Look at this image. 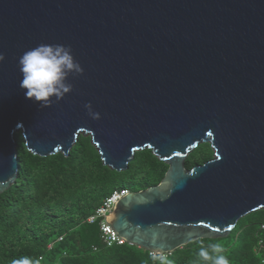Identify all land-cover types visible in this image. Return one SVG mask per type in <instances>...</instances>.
Segmentation results:
<instances>
[{
  "label": "water",
  "instance_id": "obj_1",
  "mask_svg": "<svg viewBox=\"0 0 264 264\" xmlns=\"http://www.w3.org/2000/svg\"><path fill=\"white\" fill-rule=\"evenodd\" d=\"M40 44L84 68L44 108L20 88L19 58ZM0 54V193L16 134L40 156H68L82 134L117 171L147 148L169 165L107 217L130 244L171 253L264 208V0H0ZM202 142L212 158L187 168Z\"/></svg>",
  "mask_w": 264,
  "mask_h": 264
},
{
  "label": "trees",
  "instance_id": "obj_2",
  "mask_svg": "<svg viewBox=\"0 0 264 264\" xmlns=\"http://www.w3.org/2000/svg\"><path fill=\"white\" fill-rule=\"evenodd\" d=\"M16 139L18 175L0 193V264L23 257L39 264L40 256L44 264H159L137 245L105 246L99 221L87 222L114 190L137 191L161 182L169 165L151 149L136 151L128 168L117 171L103 163L90 136L80 134L68 156H40L26 148L20 134ZM212 156L211 145L202 142L188 154L185 166ZM253 212H259L258 221L250 220ZM247 215L249 222L241 217L227 236L189 242L166 253L168 259L171 264H205L199 256L201 245L218 244L229 264H264L259 243L264 208Z\"/></svg>",
  "mask_w": 264,
  "mask_h": 264
},
{
  "label": "clouds",
  "instance_id": "obj_3",
  "mask_svg": "<svg viewBox=\"0 0 264 264\" xmlns=\"http://www.w3.org/2000/svg\"><path fill=\"white\" fill-rule=\"evenodd\" d=\"M5 56L0 54V64ZM19 71L23 79L20 88L25 89V96L38 102L42 108L51 107L53 98L63 100L73 91V85L68 82L69 76L82 75L84 68L75 59L72 48L63 44H40L27 50L19 58ZM88 114L93 119H100L101 114L93 110L91 102L85 104ZM223 248L218 244L207 247L201 245L199 256L205 264H229L222 254ZM153 261L159 264H171L168 256L162 250H154ZM12 264H32L28 257L16 259Z\"/></svg>",
  "mask_w": 264,
  "mask_h": 264
},
{
  "label": "built area",
  "instance_id": "obj_4",
  "mask_svg": "<svg viewBox=\"0 0 264 264\" xmlns=\"http://www.w3.org/2000/svg\"><path fill=\"white\" fill-rule=\"evenodd\" d=\"M128 189H116L94 210V212L87 217V222L93 223L99 221L100 239L105 246L123 245L128 243L126 239L118 234L110 222L107 220L108 215L114 208L116 202L126 193ZM264 229V223L260 225ZM62 237H60L61 239ZM259 243L264 246V235L259 238ZM130 244V243H129ZM51 246V245H50ZM152 255V250H148ZM166 254V253H165ZM39 264H44L42 256L39 257Z\"/></svg>",
  "mask_w": 264,
  "mask_h": 264
},
{
  "label": "rangeland",
  "instance_id": "obj_5",
  "mask_svg": "<svg viewBox=\"0 0 264 264\" xmlns=\"http://www.w3.org/2000/svg\"><path fill=\"white\" fill-rule=\"evenodd\" d=\"M249 217H251L250 220L258 221L259 220V212H253V213H251L249 215ZM247 218H248V215H245V216L242 217L241 221H243V222H249V220ZM260 220H261V218H260ZM231 238L233 239L234 238V235H232ZM127 244H129V243H127Z\"/></svg>",
  "mask_w": 264,
  "mask_h": 264
}]
</instances>
